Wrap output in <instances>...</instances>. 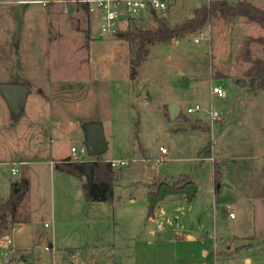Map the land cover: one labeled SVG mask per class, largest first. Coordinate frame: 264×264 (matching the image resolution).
Masks as SVG:
<instances>
[{"label": "rangeland", "instance_id": "374dc122", "mask_svg": "<svg viewBox=\"0 0 264 264\" xmlns=\"http://www.w3.org/2000/svg\"><path fill=\"white\" fill-rule=\"evenodd\" d=\"M79 1L0 0V84L21 82L29 90L17 119L0 90L1 198L9 197L14 180L31 179L29 200L0 236V263L90 264L98 244L94 264H173L170 255L179 264H264V87L252 89L247 74L264 57V43L249 39L264 35V26L217 12L195 32L149 43L133 78L131 44L128 66V41L117 33L98 38L104 59L92 71L86 64L84 31L68 29L84 30ZM202 1L211 0H168L156 12L181 21ZM252 1L264 8V0ZM49 17L62 20L59 40L53 39L60 26L49 25ZM157 24L152 17L136 25ZM213 85L225 95L212 93ZM172 101L182 105L177 119L170 116ZM196 103L202 108L188 112ZM213 109L220 112L216 119ZM61 120L64 128L43 123ZM94 128L107 140L98 155L90 153ZM72 146L83 160L119 159L111 199L88 200L85 175L54 169L55 154L74 158ZM148 166L157 167V177L146 174ZM189 177L198 185L192 198L170 193L150 212L158 182L183 184ZM136 245L146 263L134 261Z\"/></svg>", "mask_w": 264, "mask_h": 264}, {"label": "trees", "instance_id": "16d2710c", "mask_svg": "<svg viewBox=\"0 0 264 264\" xmlns=\"http://www.w3.org/2000/svg\"><path fill=\"white\" fill-rule=\"evenodd\" d=\"M78 7L84 13V33L86 47H89L92 39V14L89 9V5L86 2L79 1ZM220 12L224 15H243L251 21H255L264 26V8L257 5L252 0H237L236 2H230L229 0H211L208 3H203L200 6L194 8V14L191 17L186 18L180 23L171 25L168 18L159 15L156 11L153 12L154 18L158 24L156 27H142L135 25L129 27L120 35V31L117 34L129 41L133 57H131V77H136L138 74L136 65L139 64L144 55L149 51L148 44L160 41H168L172 38H179L187 33L194 32L202 28L211 15ZM250 41H258L264 43V35L252 36ZM249 76L248 84L252 89H258L264 87V57H259L253 60V64L250 66L247 72ZM183 115V112L182 114ZM15 118L17 116H14ZM210 154V153H209ZM95 166L94 181L97 182V186L93 192L90 190V185L87 181L83 182V189L85 196L88 200H109L113 195L114 180L116 177L115 166L111 160L95 157L91 160ZM84 160H76L71 156H67L63 159L55 161V168L65 172L75 174L79 177H83L85 174L79 167L80 164L85 163ZM215 167L216 181L220 180V170L218 166ZM193 182L192 178H188L183 184L172 183L171 186L180 188L186 186L188 183ZM167 182L161 181L157 183L156 188L152 189L151 193H158L161 186ZM31 186L30 178L26 175L20 179L14 180L11 184V192L7 199L3 200L0 197V236L7 230L11 219L15 216L17 209L27 196ZM218 188V184H217ZM151 208V213H152Z\"/></svg>", "mask_w": 264, "mask_h": 264}, {"label": "crops", "instance_id": "0c3cea01", "mask_svg": "<svg viewBox=\"0 0 264 264\" xmlns=\"http://www.w3.org/2000/svg\"><path fill=\"white\" fill-rule=\"evenodd\" d=\"M203 3H206L205 1H202V2H200L198 5H196L195 7H197V6H200V5H202ZM194 7V8H195ZM194 8H193V12H192V14L189 16V17H191L193 14H194ZM75 9H76V12L77 13H79V12H81V10H80V8L78 7V6H76L75 7ZM159 10V9H158ZM161 10V9H160ZM147 11H150L149 9H144L143 11H141L140 13H138V14H136V15H134V16H128V17H123L121 20H120V25H122V26H130V24H134V25H136V24H141L142 22H144V21H147V20H149V19H151L152 17H154L153 16V12H155L156 11V9H151V13H150V15H151V17L149 16V17H146V16H148V12ZM164 15H165V17H167L168 18V21H169V23L171 24V25H173V24H177V23H180V22H182L183 20H173L172 19V16L168 13V12H165L164 13ZM163 15V16H164ZM176 16H178V15H176ZM243 16V15H242ZM188 18V17H187ZM185 20V19H184ZM62 20L59 18V17H49V25H50V23H53L56 27H58V26H60L61 27V29H60V27H58L59 29V36L58 37H56V38H54L53 40H59V39H61L63 36H64V33L62 32L63 30H62V27H64L63 25H62ZM92 34H91V37H92V39H91V41H90V45H89V47H87L88 48V50H89V59L90 60H87L86 61V64H88L89 65V68L91 69V71H92V69L94 70L95 69V67H97V65H98V63L100 62V60L101 59H104V57H102L101 56V54H100V52L99 51H97V41H98V38H100V37H103V36H99L98 35V31H96L97 29H99V22H98V20H97V18L95 17V16H93L92 15ZM81 27H83V26H81ZM81 27L78 25L77 26V28H73L72 26H71V24H70V26H69V28L68 29H70V30H76V31H84V30H82L81 29ZM195 32V31H194ZM85 34V33H84ZM19 37L21 38L22 37V34H20L19 35ZM120 37V36H119ZM50 38H51V36H50ZM121 38V37H120ZM122 40H124L125 38H121ZM126 41H128L127 39H125ZM85 43V41L83 42V44ZM129 52H130V45H129V41H128V59H127V62H128V66H129ZM83 67H82V65L81 64H79L78 65V70H81ZM129 75H130V71H129ZM88 76L90 77H92V76H94V77H96V74L95 73H93V74H91V72L89 71V74H88ZM131 76V75H130ZM79 81H81L80 83H78V87H82L83 86V84H82V80H81V78H79ZM21 83V82H20ZM34 85H38L37 83H33ZM59 85L60 84H62V83H58ZM77 84V83H76ZM39 92H40V95L43 97V98H47V92L43 89V88H41V89H39ZM54 100V102H56L57 100H55V99H53ZM73 101H78V99H74ZM78 104L80 105V102H78ZM24 112V111H23ZM23 115V113L21 114V115H19L18 117H16V119L17 118H21V116ZM79 120L78 119H76L75 120V123H77V124H79ZM34 121H28L27 122V124H29V126H34ZM44 124H45V126L46 127H49V128H64V121L63 120H61V121H51V122H43ZM72 148V147H71ZM55 152H56V150H54ZM54 152V153H55ZM56 156H53V158H52V160H51V162H52V164H53V167H54V169H56L55 168V161L56 160H59V159H63V158H65V157H67V156H71L72 157V154H68V155H65V156H61V155H59V156H57L58 154H55ZM91 159H93V158H89L88 160H91ZM110 160V159H109ZM23 161V163H27V160H22ZM115 168H116V166H115ZM69 173V172H68ZM70 174H72V173H70ZM147 174V173H146ZM26 176H28L29 178H30V176H29V174H25ZM75 175V174H74ZM79 177V176H78ZM84 177V176H83ZM153 178H155V177H153ZM30 181H31V179H30ZM193 182H195V181H193ZM196 183V182H195ZM169 185H171L170 183H168ZM197 190H198V188H197ZM30 192H31V186H30V190H29V192H28V194H27V196L25 197V199L24 200H29V198H30ZM197 192V191H196ZM178 193H183V192H178ZM151 194V193H150ZM183 194H185V193H183ZM1 197V196H0ZM6 198H4L3 200H5ZM24 200L23 201H21V203H20V205H19V207H18V209H17V212H16V214L15 215H18L19 214V212H21L22 211V209L24 208V207H22V204L24 203ZM16 218V217H15ZM17 219L18 220H20V221H26L27 219H28V217L27 218H24V217H17ZM7 232L5 231L2 235H1V237L3 236V235H5ZM189 238H193L194 237V235L192 234V233H188V235H187ZM98 245V244H97ZM96 245V249H95V251L93 252V254L91 255V258H90V264H94V263H97V262H99L100 261V256H101V254H100V248H98V246ZM111 253H112V251H111ZM134 261L135 262H141V261H143L144 263H146V261L147 260H145V259H143L144 257H141V255H137V245L135 246V248H134ZM25 256L24 255H21L20 257H19V259H23ZM114 260V258L113 257H111V260ZM180 258L177 256V255H170L169 256V258H168V262H172L173 264H179L180 263V260H179ZM156 257H154V259H152V261H154V262H156ZM115 261H117V260H115ZM0 264H2V263H0ZM190 264H199V263H196V262H194V263H190Z\"/></svg>", "mask_w": 264, "mask_h": 264}, {"label": "water", "instance_id": "95a60500", "mask_svg": "<svg viewBox=\"0 0 264 264\" xmlns=\"http://www.w3.org/2000/svg\"><path fill=\"white\" fill-rule=\"evenodd\" d=\"M123 32H120L122 35ZM20 34H17L16 40ZM244 83V81H242ZM0 90L6 97L9 107L12 110L14 116H19L24 111V106L26 103L27 95H28V87L24 83L20 82H3L0 84ZM182 111V105L178 102L172 101L169 103V112L172 119H177ZM89 146H90V153L93 155H98L104 152L107 148V140L103 137V134L98 129H92L89 135ZM79 167L84 172L88 183L90 185L91 192L97 186V182L94 181V174H95V166L92 161H87L79 165ZM147 175L150 177H157L158 169L154 166L147 167ZM198 185L195 182H190L184 187L176 188L168 183H164L158 193H151L150 194V204L151 207H154L156 203L164 199L166 195L170 193H178L183 192L187 195L188 198H192L196 191Z\"/></svg>", "mask_w": 264, "mask_h": 264}, {"label": "built area", "instance_id": "2783aa9c", "mask_svg": "<svg viewBox=\"0 0 264 264\" xmlns=\"http://www.w3.org/2000/svg\"><path fill=\"white\" fill-rule=\"evenodd\" d=\"M88 3L90 12L95 16L99 22L98 35L99 36H112L118 31V26L120 25V20L123 17L134 16L144 9H165L168 7V0H80ZM195 41H199L196 37ZM212 93L224 96L225 91L221 85H213ZM202 106L199 103L188 107V112H194L200 110ZM211 116L216 119L220 116V112L217 109L211 110ZM72 153L76 160H83L78 156V148L72 146ZM84 151V148L81 149ZM162 152H166V148L161 146ZM88 160V159H87ZM84 159V161H87ZM114 166L117 165L119 159H110ZM126 160H121L125 162ZM162 159L158 158L157 162H161ZM16 167H12V170H16ZM227 207L230 208L231 204L228 203ZM231 216H234V212H230ZM46 248H50L46 246Z\"/></svg>", "mask_w": 264, "mask_h": 264}]
</instances>
